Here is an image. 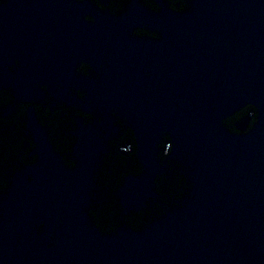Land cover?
Returning <instances> with one entry per match:
<instances>
[{"label": "water", "instance_id": "1", "mask_svg": "<svg viewBox=\"0 0 264 264\" xmlns=\"http://www.w3.org/2000/svg\"><path fill=\"white\" fill-rule=\"evenodd\" d=\"M46 1L11 0L0 13V95L28 112L42 100L32 90L37 70L53 72L63 25L87 8ZM133 1L126 16L78 34L91 42L83 58L95 43L97 71L114 88L84 102L52 96L92 110L96 122L70 132L78 142L59 149L29 112L37 160L0 198V264H264V0ZM118 123L133 133L144 171L141 191L121 192L126 211L160 199L154 181L169 163L186 189L158 201L153 223L121 232L92 214L100 156Z\"/></svg>", "mask_w": 264, "mask_h": 264}, {"label": "flooded vegetation", "instance_id": "2", "mask_svg": "<svg viewBox=\"0 0 264 264\" xmlns=\"http://www.w3.org/2000/svg\"><path fill=\"white\" fill-rule=\"evenodd\" d=\"M59 1L61 3L63 1L65 5V0ZM73 1L75 6L80 5L82 7L84 5L87 8L80 12L76 10L75 13H78V17L74 15L75 24L73 27L60 26L66 30L65 38H62L61 42L50 51V54L55 56L50 57L52 61L47 63L48 66L54 65L53 72L43 68L41 71L37 70V76L41 81H36L32 85V90L34 93H38L42 100L29 109V112H32L38 119L40 127L47 131L52 143L59 149H61V145H71L78 142L80 137L70 133L73 131L75 134L79 133L78 121H81L86 127L96 121L92 115L86 114V111L89 110L82 105H78L80 108L69 105L63 100L59 101L52 98L53 94L71 93L78 97L81 102H84L86 97L95 91H109L114 88L113 83L110 80L108 82L107 77L103 78L97 71L95 43H93V50L86 58H83L82 44L89 41L81 39L78 35L81 28L96 27L99 20L109 24V22L114 21V18L126 16L134 3L133 0ZM10 3L11 0H0V13H5ZM45 4H48V0ZM88 4L93 6V10H88ZM85 14L86 16H84ZM84 21L92 22V24L83 25ZM33 31L35 30L29 29V35L35 37L36 32ZM140 31L142 30L135 32ZM71 32H77V34ZM155 36L160 37L159 34H155ZM21 69L22 66H19V70ZM30 69L33 71L35 68L31 67ZM7 107H10L11 112L5 117L6 112L4 110ZM29 112L25 107L14 105L12 102H4L0 95V198L7 197L13 176L24 171L26 163H35L37 160L33 136L27 129ZM105 147L106 153L100 156V179L97 183V189L93 192L92 206L95 221L103 229L108 230L109 227L113 228L112 226H114L115 230L121 232L127 226L137 227L138 225L140 226L138 228L141 229L153 223L155 220H151L152 217L163 208L158 201H169L177 199L178 196H183L186 189L179 174V167L176 164L172 168L171 163H169L171 173L160 171L154 181L159 191L157 197L160 199L156 200L150 197L145 205L142 203L138 209L126 211V208L124 209L121 205L122 190L130 187L136 191H141L145 185L143 184L144 181H141L144 171L137 162V145L133 133L128 128L126 129L123 124L118 123L117 131L110 134ZM161 154L167 155V153L162 152ZM156 164L158 166L160 162L157 161ZM141 202L143 201L141 200Z\"/></svg>", "mask_w": 264, "mask_h": 264}]
</instances>
